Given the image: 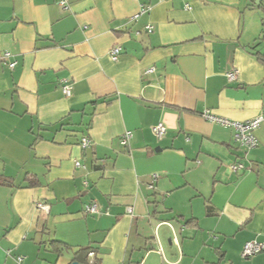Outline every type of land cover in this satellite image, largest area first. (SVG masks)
<instances>
[{
	"label": "crops",
	"instance_id": "1",
	"mask_svg": "<svg viewBox=\"0 0 264 264\" xmlns=\"http://www.w3.org/2000/svg\"><path fill=\"white\" fill-rule=\"evenodd\" d=\"M205 110L263 115L264 0H0V264H264V119Z\"/></svg>",
	"mask_w": 264,
	"mask_h": 264
},
{
	"label": "built area",
	"instance_id": "2",
	"mask_svg": "<svg viewBox=\"0 0 264 264\" xmlns=\"http://www.w3.org/2000/svg\"><path fill=\"white\" fill-rule=\"evenodd\" d=\"M61 6L63 8H66L65 2L61 1L60 2ZM150 10V6L143 4L140 6L139 9V14H144L149 12ZM147 33H151L152 32V27L151 26H147L146 28ZM121 52V47L120 46H114L110 52H109V56L111 58V60L116 61L118 59V56ZM5 59L7 57H9V54H4ZM15 66V62L9 63L8 67L9 69H13ZM154 71V68L151 67L148 69V73H152ZM226 78L227 81L230 82H234L235 80H237L238 78V74L236 70H230L227 74H226ZM63 94L66 97L70 96V87L68 85L63 86L62 88ZM200 116L210 122V123H214L217 124L221 127H225V128H231L233 130V140L235 143H237L239 146L245 148L246 150H251L253 148H255L257 146V142L254 136V132L255 130L260 126V124L262 123L263 119H264V113L261 116H258L252 120L246 121V122H233L221 117H218L214 114H212L210 111L205 110L203 111ZM152 133L155 136V138L157 140H161L163 139V137L165 136L166 133V129L162 124H157L156 126L152 127ZM131 137V133L130 132H125L122 136H121V144L123 146H126L128 143V140ZM91 143L90 140L86 137L83 136L80 141H79V146L82 150H86L90 147ZM76 167H80V164L78 162L75 163ZM244 166L241 163H236V164H231L229 166V169L233 172H236L237 170L243 169ZM156 177V175H154V178ZM85 185H87V183H84ZM35 208L39 211H45L48 207L41 203V202H36L35 203ZM128 212H131L130 209H128ZM84 213L86 214H91V215H95V214H99L100 213V207L96 204H90L84 207ZM264 251V244L257 242V241H249L246 242L240 252V256L242 258H251L261 252ZM92 255V254H89ZM17 261H20V258L17 259Z\"/></svg>",
	"mask_w": 264,
	"mask_h": 264
},
{
	"label": "trees",
	"instance_id": "3",
	"mask_svg": "<svg viewBox=\"0 0 264 264\" xmlns=\"http://www.w3.org/2000/svg\"><path fill=\"white\" fill-rule=\"evenodd\" d=\"M9 185L10 183H9V181L7 180V179H4V178H2V177H0V185ZM195 224V219H190V220H188L187 221V224ZM56 243V242H55ZM54 246H57V243L56 244H54ZM88 253H90V251H89V249H84V250H79L76 254H75V256H74V260H75V262H78V263H80V264H82L84 261L82 260V259H80L81 257V254H85V255H87ZM82 261V262H81ZM84 263H86V262H84Z\"/></svg>",
	"mask_w": 264,
	"mask_h": 264
},
{
	"label": "water",
	"instance_id": "4",
	"mask_svg": "<svg viewBox=\"0 0 264 264\" xmlns=\"http://www.w3.org/2000/svg\"><path fill=\"white\" fill-rule=\"evenodd\" d=\"M71 264H80V263L74 261V262H72Z\"/></svg>",
	"mask_w": 264,
	"mask_h": 264
},
{
	"label": "rangeland",
	"instance_id": "5",
	"mask_svg": "<svg viewBox=\"0 0 264 264\" xmlns=\"http://www.w3.org/2000/svg\"><path fill=\"white\" fill-rule=\"evenodd\" d=\"M244 151L247 152V150L244 148Z\"/></svg>",
	"mask_w": 264,
	"mask_h": 264
}]
</instances>
